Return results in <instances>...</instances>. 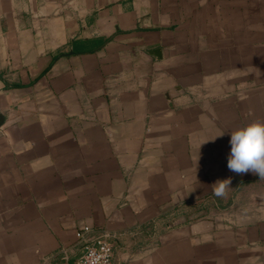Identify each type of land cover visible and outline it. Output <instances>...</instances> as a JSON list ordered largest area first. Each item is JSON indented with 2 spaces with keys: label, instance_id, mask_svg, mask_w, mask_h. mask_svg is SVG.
I'll return each instance as SVG.
<instances>
[{
  "label": "crops",
  "instance_id": "crops-1",
  "mask_svg": "<svg viewBox=\"0 0 264 264\" xmlns=\"http://www.w3.org/2000/svg\"><path fill=\"white\" fill-rule=\"evenodd\" d=\"M255 1L0 0V264H75L84 228L114 264H264V179L227 168Z\"/></svg>",
  "mask_w": 264,
  "mask_h": 264
},
{
  "label": "clouds",
  "instance_id": "clouds-1",
  "mask_svg": "<svg viewBox=\"0 0 264 264\" xmlns=\"http://www.w3.org/2000/svg\"><path fill=\"white\" fill-rule=\"evenodd\" d=\"M229 143L228 170L236 174L251 172L264 179V121H253L231 131ZM230 184L231 177L217 180L212 185L214 195L225 196Z\"/></svg>",
  "mask_w": 264,
  "mask_h": 264
},
{
  "label": "built area",
  "instance_id": "built-area-1",
  "mask_svg": "<svg viewBox=\"0 0 264 264\" xmlns=\"http://www.w3.org/2000/svg\"><path fill=\"white\" fill-rule=\"evenodd\" d=\"M90 228L77 232L82 254L75 264H114L112 244L104 237H92Z\"/></svg>",
  "mask_w": 264,
  "mask_h": 264
},
{
  "label": "rangeland",
  "instance_id": "rangeland-1",
  "mask_svg": "<svg viewBox=\"0 0 264 264\" xmlns=\"http://www.w3.org/2000/svg\"><path fill=\"white\" fill-rule=\"evenodd\" d=\"M264 58V0L253 2V51Z\"/></svg>",
  "mask_w": 264,
  "mask_h": 264
}]
</instances>
